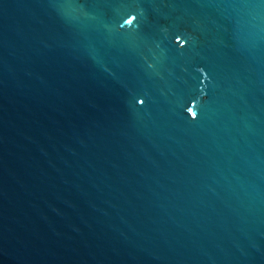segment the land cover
Wrapping results in <instances>:
<instances>
[{"label":"water","instance_id":"obj_1","mask_svg":"<svg viewBox=\"0 0 264 264\" xmlns=\"http://www.w3.org/2000/svg\"><path fill=\"white\" fill-rule=\"evenodd\" d=\"M0 264H264V0H0Z\"/></svg>","mask_w":264,"mask_h":264}]
</instances>
